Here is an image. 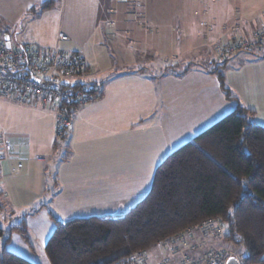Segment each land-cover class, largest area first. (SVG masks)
<instances>
[{
    "label": "crops",
    "instance_id": "1",
    "mask_svg": "<svg viewBox=\"0 0 264 264\" xmlns=\"http://www.w3.org/2000/svg\"><path fill=\"white\" fill-rule=\"evenodd\" d=\"M51 1L40 9L46 0H0V26L8 33L18 28V45L81 52L88 65L82 80L96 84L100 95L74 117L65 153L56 159L50 154L55 117L49 111L19 106L18 116L0 130L2 201L14 216L24 217L28 231V240L11 233L4 245L2 237L0 250L34 264H50L44 247L55 228L50 215L57 219L61 205L81 214H103L91 216L124 213L136 204L125 208L124 197L141 189L139 179L237 105L251 111L250 122L264 127V52L251 58L239 53L229 60L241 64L234 84L225 85L223 78L232 100L217 74L207 72L212 44L249 35L264 21L253 11L241 13L242 0ZM29 22L33 28L28 31ZM60 32L67 41L57 40ZM57 166L61 193L55 204H40L45 174ZM208 234L197 225L167 246L158 244L162 251L156 256L165 253L159 263L183 264V257L192 260L226 248L223 236L218 240Z\"/></svg>",
    "mask_w": 264,
    "mask_h": 264
},
{
    "label": "trees",
    "instance_id": "2",
    "mask_svg": "<svg viewBox=\"0 0 264 264\" xmlns=\"http://www.w3.org/2000/svg\"><path fill=\"white\" fill-rule=\"evenodd\" d=\"M50 5L46 0L40 9ZM213 59L206 64L216 66L207 72L217 74L225 97L232 100L217 68L227 60ZM250 113L237 105L167 155L147 194L124 213L63 222L50 215L55 228L44 247L49 263L133 264L134 254L218 220L226 227L222 240L236 248L240 264H264V127L250 122ZM1 196L0 239L5 237V245L11 233H18L28 240L24 217L14 216ZM0 264L34 263L3 247Z\"/></svg>",
    "mask_w": 264,
    "mask_h": 264
},
{
    "label": "built area",
    "instance_id": "3",
    "mask_svg": "<svg viewBox=\"0 0 264 264\" xmlns=\"http://www.w3.org/2000/svg\"><path fill=\"white\" fill-rule=\"evenodd\" d=\"M1 27V26H0ZM1 35V31H0ZM59 42L68 40L60 32ZM217 61L228 60L239 53L262 55L264 52V21L249 35L240 33L229 40L221 39L211 45ZM88 65L79 51L58 46L42 47L25 43L10 45L0 39V99L17 106H38L55 117V139H61L71 128L73 118L100 95L97 85L85 82L82 76ZM4 142L0 133V145ZM213 233H220L223 224L211 220L202 224ZM172 251V250H171ZM132 256L133 264H148L145 255ZM168 261L170 254L166 256ZM227 257L221 252H207L192 260L182 258L183 264H224Z\"/></svg>",
    "mask_w": 264,
    "mask_h": 264
},
{
    "label": "rangeland",
    "instance_id": "4",
    "mask_svg": "<svg viewBox=\"0 0 264 264\" xmlns=\"http://www.w3.org/2000/svg\"><path fill=\"white\" fill-rule=\"evenodd\" d=\"M242 3L243 4L239 8V10L241 9L240 10L241 13H244L243 12L244 10H246L247 12L253 11L251 15H255V16H259L260 15L262 17V19H264V0H242ZM237 4H238V2H237ZM209 9H210V13L211 14H213V12H215V7H214L213 3H211L209 5ZM31 25H32V23L30 24V22L26 23L25 24V26H26L25 30L29 31V29L33 28ZM0 31H1L0 39H2L4 41H8L10 45H18V43H16V41H18L19 37H22V34L18 32L19 31L18 28L16 29V31L15 30H12V31L10 30L9 33H8L6 30H4V27L1 26L0 27ZM39 46L46 47L44 45H39ZM245 55H247L246 57H249V58L253 57V54H250V53H245ZM211 59H213V57L209 56V60H211ZM213 60L216 61L215 59H213ZM229 60H232V59L231 58L228 59L224 63V65H218V67H217L219 73L225 79L224 80L225 85H227V84L231 85V83L234 84L237 81V78L241 75V73L239 71V68H240L241 64H237V63L229 61ZM216 62H218V61H216ZM212 66L215 68L216 64L213 63ZM88 83L92 84V82H88ZM93 85H96V84L93 83ZM234 88L237 89L238 87H234ZM92 102H94V101H91V103ZM22 107H27V106H22ZM17 108H19V106L11 104V103H7L6 101L0 99V130L1 131H3V132L6 131V129H7L6 127L9 125L10 121H13V118H16L18 116L19 110ZM29 108H31V106H29ZM73 120H74V118H73ZM69 132H70V130L68 131V135H69ZM54 141H55V134H54ZM66 145H67V136L64 137V139H57V143H56L55 148L51 149V152H50L52 158H55L56 154L60 156L63 151L65 153ZM75 166H76V162L73 165V167H75ZM155 168H154V171H153L152 174H145L142 179H139V180H142L140 182L141 189L139 188V190L137 191L136 194L128 195V196L124 197V207L125 206L127 207L131 203H137L136 201H138L139 199L141 200L146 195V193L149 190V187L151 185V182H152V179H153V175H154V172H155ZM124 170H125V167H124ZM58 171H59V169H58V166H57V167L54 168V170H51L50 172H47L45 174V177H46V180H47L46 189L44 191V194L42 196L40 204H44L47 201H49V202L53 201L54 204H55L56 195L58 196L61 193V189L59 187L58 188L56 187V184L59 183ZM139 172H141V171H138V173ZM144 185H145V187H144ZM125 193L126 192L124 190V195H126ZM66 197H67V195H66ZM135 199H137V200H135ZM61 208H63L64 210L61 211L60 209H58V212L54 213V215L57 217V219L60 220L61 222L69 220V219H74V218H77V217H88V216H91V215H103V214H96V213H93V214L92 213L91 214H81V213L76 212L75 210H73L72 206L71 207H66L64 205H61ZM1 214L2 213L0 212V215ZM200 227H202L203 231H205L206 233L208 232L209 233L208 235L211 238H213V239H218L219 240L223 236V230H222L223 228L221 229L220 233L219 232L218 233H213L212 231L210 232V230H207L206 228H204L202 224L200 225ZM167 242L168 241H164V242H161L160 244L161 245L165 244V246H167ZM224 244L226 245V248H224V249H218V250H213L212 249V250H209L207 252L219 251L227 258L230 257V256H235V254H234L235 250L234 249H236V248L233 249V247L231 245H229L228 243H226V242H224ZM160 251H162V246L158 247V245H153L152 247H150L145 252H142L141 254L145 255L144 257L146 258V261H147L148 264H160L159 263V259L165 255V253L164 254L159 253V255L156 256V254L158 252H160ZM147 256L149 258V262L147 260L148 259ZM170 260H172V259H170ZM168 262H167V264H168ZM177 263H180V259L177 261Z\"/></svg>",
    "mask_w": 264,
    "mask_h": 264
},
{
    "label": "water",
    "instance_id": "5",
    "mask_svg": "<svg viewBox=\"0 0 264 264\" xmlns=\"http://www.w3.org/2000/svg\"><path fill=\"white\" fill-rule=\"evenodd\" d=\"M224 264H240V262L235 256H230L226 259Z\"/></svg>",
    "mask_w": 264,
    "mask_h": 264
}]
</instances>
